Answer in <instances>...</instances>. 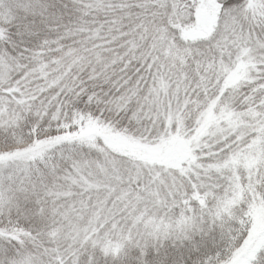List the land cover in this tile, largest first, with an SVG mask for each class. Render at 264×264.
Listing matches in <instances>:
<instances>
[{
    "label": "snow or ice",
    "instance_id": "obj_1",
    "mask_svg": "<svg viewBox=\"0 0 264 264\" xmlns=\"http://www.w3.org/2000/svg\"><path fill=\"white\" fill-rule=\"evenodd\" d=\"M0 264H264V0H0Z\"/></svg>",
    "mask_w": 264,
    "mask_h": 264
}]
</instances>
